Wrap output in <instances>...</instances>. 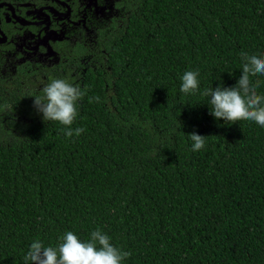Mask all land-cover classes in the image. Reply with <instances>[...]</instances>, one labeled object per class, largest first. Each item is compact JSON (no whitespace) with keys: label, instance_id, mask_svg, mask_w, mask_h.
<instances>
[{"label":"trees","instance_id":"trees-1","mask_svg":"<svg viewBox=\"0 0 264 264\" xmlns=\"http://www.w3.org/2000/svg\"><path fill=\"white\" fill-rule=\"evenodd\" d=\"M117 2L56 96L0 76V264H264V0Z\"/></svg>","mask_w":264,"mask_h":264},{"label":"flooded vegetation","instance_id":"flooded-vegetation-1","mask_svg":"<svg viewBox=\"0 0 264 264\" xmlns=\"http://www.w3.org/2000/svg\"><path fill=\"white\" fill-rule=\"evenodd\" d=\"M117 0H0V76L56 80L63 89L89 60L80 52ZM47 72V73H46Z\"/></svg>","mask_w":264,"mask_h":264},{"label":"rangeland","instance_id":"rangeland-1","mask_svg":"<svg viewBox=\"0 0 264 264\" xmlns=\"http://www.w3.org/2000/svg\"><path fill=\"white\" fill-rule=\"evenodd\" d=\"M58 90H60V89L55 90L52 93V95L53 96H56L57 93H58ZM34 114L35 113L32 110H27V111H24V112H19L17 115H15L14 118H12V121L16 125V123H18V122L28 121V120L32 119V117H34Z\"/></svg>","mask_w":264,"mask_h":264}]
</instances>
